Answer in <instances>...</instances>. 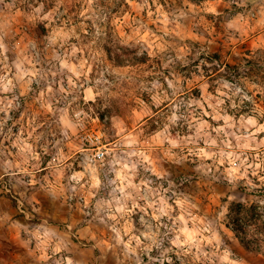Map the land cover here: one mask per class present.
<instances>
[{"label": "clouds", "instance_id": "clouds-1", "mask_svg": "<svg viewBox=\"0 0 264 264\" xmlns=\"http://www.w3.org/2000/svg\"><path fill=\"white\" fill-rule=\"evenodd\" d=\"M0 264H264V0H0Z\"/></svg>", "mask_w": 264, "mask_h": 264}]
</instances>
